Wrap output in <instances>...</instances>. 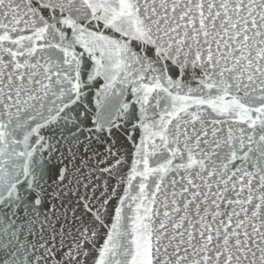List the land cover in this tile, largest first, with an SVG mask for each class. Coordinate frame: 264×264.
I'll list each match as a JSON object with an SVG mask.
<instances>
[{"label":"snow or ice","instance_id":"1","mask_svg":"<svg viewBox=\"0 0 264 264\" xmlns=\"http://www.w3.org/2000/svg\"><path fill=\"white\" fill-rule=\"evenodd\" d=\"M0 264H264V0H0Z\"/></svg>","mask_w":264,"mask_h":264}]
</instances>
